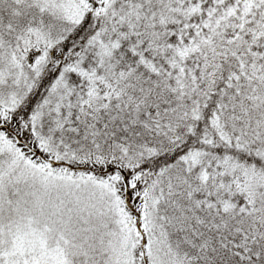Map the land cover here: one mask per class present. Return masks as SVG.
Segmentation results:
<instances>
[{"label":"snow or ice","instance_id":"1","mask_svg":"<svg viewBox=\"0 0 264 264\" xmlns=\"http://www.w3.org/2000/svg\"><path fill=\"white\" fill-rule=\"evenodd\" d=\"M0 264H264V0H0Z\"/></svg>","mask_w":264,"mask_h":264}]
</instances>
